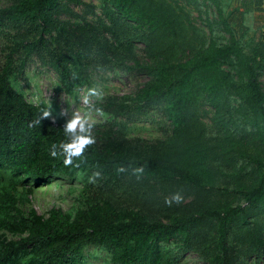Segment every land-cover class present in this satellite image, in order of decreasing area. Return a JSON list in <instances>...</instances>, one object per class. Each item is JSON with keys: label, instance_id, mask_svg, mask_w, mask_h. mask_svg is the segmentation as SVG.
Wrapping results in <instances>:
<instances>
[{"label": "trees", "instance_id": "obj_1", "mask_svg": "<svg viewBox=\"0 0 264 264\" xmlns=\"http://www.w3.org/2000/svg\"><path fill=\"white\" fill-rule=\"evenodd\" d=\"M63 1L83 3L14 0L0 7V264H83V250L89 245L105 250L112 264H177L167 250L172 244L182 252L198 254L208 264H240L242 255H261L264 225H249V219L264 210V130L236 138L221 113L226 108L222 96L229 91L264 121L259 82L264 40L248 43L250 51L245 52L235 37L231 15L222 12L219 0L211 1L229 41L198 48L163 0H104L107 26L88 25L83 31L59 18L67 11ZM252 2L260 7L264 0ZM249 10L243 3L238 13L242 18ZM23 26L33 29L39 39L26 42L9 34ZM45 34L55 52L46 50L44 57L56 63L67 93L72 80L65 60L76 59L85 70L110 64L127 72L144 71L149 80L134 93L132 104L108 96L93 108L132 118L142 106L161 103L171 126L169 136L148 143L92 133L95 142L65 165L62 144L80 131L66 132V124L52 108L28 102L8 80L10 73H22L37 49H46ZM133 43L144 46L147 62L130 56ZM186 51L189 56L183 59ZM205 105L215 112L216 137L207 133L202 120ZM44 111L50 114L43 117ZM91 128L104 131L106 126ZM196 153L207 154V161H219L227 168L237 160L256 167L255 181L234 180L232 193L244 200L245 207L231 206L213 186L210 173L194 166ZM76 172L91 174L101 184L85 207L74 213L52 208L47 216L33 208L25 214L18 207L32 190L26 181L41 185L48 176ZM223 191L229 195L226 188ZM174 194L180 201L165 203ZM186 196L192 199L186 201ZM8 234L18 238L9 239Z\"/></svg>", "mask_w": 264, "mask_h": 264}, {"label": "rangeland", "instance_id": "obj_2", "mask_svg": "<svg viewBox=\"0 0 264 264\" xmlns=\"http://www.w3.org/2000/svg\"><path fill=\"white\" fill-rule=\"evenodd\" d=\"M13 1L0 0V7ZM81 1L82 4L63 1L67 5V11L61 13L59 18L81 31L86 30L88 25L93 27L107 26L103 15L106 4L104 0ZM163 1L166 2V5H170L178 24L188 35L192 36V43L196 48L200 45L207 46L210 42L218 46L228 43L229 33L224 30L217 8L211 0ZM243 3H246L250 10L241 18L238 10L243 9ZM219 8L225 15H231L230 22L235 37L245 48V52L249 53L250 51V47L247 46L248 43H255L259 38L264 40V2L260 7H256L252 0H219ZM9 34L22 36L26 42H34L39 39V36L29 26L12 30ZM106 36L109 34L106 33ZM43 45L46 49L44 51H42L43 47L37 49L29 57L20 75L12 72L8 76L12 88L22 93L28 102L52 108L56 118L65 124L77 115L81 118L87 117L85 128L90 134L98 133L105 137L118 135L129 139L139 138L148 143L164 140L169 136L171 126L161 103L142 106L141 109L135 110L132 118L105 113L93 108V104L102 102L108 96H115L126 104H132L134 93L149 80V76L144 71L127 72L110 64L85 70L76 59L65 60L64 64L71 71L72 80L71 93H67L56 63L53 59L47 62L44 57L46 50L51 55L55 52V46L47 34L44 35ZM129 51L133 58H139L143 63L148 61L144 46L141 43H133L129 47ZM188 56V51L181 55L183 59ZM108 58L112 59V56L109 55ZM125 60L129 64L133 63L132 59L128 57ZM234 79L236 80L237 77L234 76ZM259 82L264 92V70L259 74ZM222 97H224L223 102L226 108L221 114H223L228 130L236 138L250 137L253 133L264 130V121L249 113L237 96L225 91ZM214 114L215 112L210 106L205 105L203 107L202 120L207 126V133L216 137L219 127L214 125ZM89 124L105 125L106 129L95 131L88 127ZM76 130H79V127ZM193 156L194 166L205 168L207 174L210 173V179L214 182L213 186L223 194L231 206L237 204L246 206L244 200L236 197L232 192L234 180L239 177L245 182L255 181L258 172L253 164L237 160L232 168H227L219 161L214 163L207 161V154L199 156L196 153ZM224 170L231 174L236 172L238 175L224 174ZM25 186L32 187V190L27 193L26 201L20 200L18 207L25 214L33 208L38 214L47 216L52 208L74 213L77 209L85 207L89 195L95 189L100 188L101 184L91 174L76 172L71 176L64 174L48 176L46 182L41 185H36L34 181L28 180ZM225 188L229 195L223 193ZM217 198L223 199L221 195H217ZM191 199V196L185 197L186 201ZM260 212L261 214L254 215L249 219V225H264V210L261 209ZM8 238L16 239L18 237L8 234ZM167 250L175 258L177 264H208L198 254L182 252L174 244L167 245ZM83 255V264H112L109 261L110 255L98 246H87L83 250ZM242 257L240 264H264V252L259 256L247 258L242 255Z\"/></svg>", "mask_w": 264, "mask_h": 264}, {"label": "clouds", "instance_id": "obj_3", "mask_svg": "<svg viewBox=\"0 0 264 264\" xmlns=\"http://www.w3.org/2000/svg\"><path fill=\"white\" fill-rule=\"evenodd\" d=\"M49 114V111H44L43 117H46ZM86 122L87 117L81 118L79 115H77L65 125L66 132H74L77 127H79V131L81 133L75 135L70 142L62 144L64 153L66 154V158L64 159L65 165L71 164L72 157L79 156L85 150V147L87 145L93 144L95 142V138L90 133H87V130L85 128ZM88 127L90 128L91 124H89ZM52 155H56V153L53 152ZM180 199L181 197L179 196V194H174L171 200L166 199L165 203L170 204L172 200L179 202Z\"/></svg>", "mask_w": 264, "mask_h": 264}]
</instances>
